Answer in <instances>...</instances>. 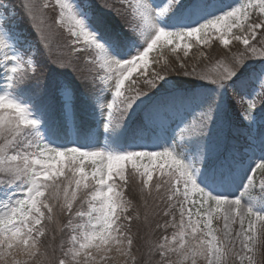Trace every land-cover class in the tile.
Here are the masks:
<instances>
[{
    "label": "snow or ice",
    "instance_id": "6c2138e0",
    "mask_svg": "<svg viewBox=\"0 0 264 264\" xmlns=\"http://www.w3.org/2000/svg\"><path fill=\"white\" fill-rule=\"evenodd\" d=\"M101 6L124 19L122 30L79 0H0V264H264V127L257 145L226 118L230 90L245 127L264 107V0ZM61 30L72 38L67 58L53 48ZM213 40L244 48L207 71L163 56ZM81 51L93 53L88 69L71 56ZM41 54L80 86L56 81L46 106ZM170 120L178 131L162 140ZM129 168L143 214L126 195ZM142 228L161 235L138 261Z\"/></svg>",
    "mask_w": 264,
    "mask_h": 264
},
{
    "label": "trees",
    "instance_id": "16d2710c",
    "mask_svg": "<svg viewBox=\"0 0 264 264\" xmlns=\"http://www.w3.org/2000/svg\"><path fill=\"white\" fill-rule=\"evenodd\" d=\"M87 1H89L92 4L93 11L95 12L96 16L100 20L103 21L104 25H106L107 27H109L113 30H117V31L123 29V25H124L125 21L121 16L117 15L114 10L109 11L108 8H105V7H102L101 5H98V3H97L98 0H87ZM13 2L16 3L14 0H13ZM99 2H101V1H99ZM118 2H119V0H109V3L108 2L107 3L109 5L115 4L116 8H122L123 6L119 5ZM101 3H103V0ZM106 10H107V13L109 12L108 14L105 13ZM103 13H104V15H103ZM47 14H50V16L52 17V15H54V11L49 10ZM255 18H256V14L253 15L252 19H255ZM63 39H67V37H64ZM261 39H262V37L260 35H258L257 40L253 41L252 43L256 44V46L259 48V46H260L259 41ZM243 48H244V45H242V43L237 42V41H234L233 44L230 45L228 49L220 46L218 42L212 41V43H210L209 45H206V46L194 45V47L189 51V55L187 57H184L182 50H179L177 53L173 54L171 52L170 48L164 49L163 56L170 63L175 62L177 67H178L179 62H176L175 58L178 55L181 58V60H183L187 63V65L189 66V69H191V67H196L198 71H207V70L212 69L213 67H216L218 62L223 61L225 57H228L230 55L229 50H231V52L234 53V52L243 50ZM62 49L64 50L63 52H66L67 54L70 51L69 48L64 47V44L62 46ZM72 53H74V52H71V54ZM152 55L155 57V56H157V53H153ZM71 56L74 59H75V57H78V58L80 57V59H78L77 61H79L80 64L83 63V61H81V54L71 55ZM37 59H38V63H39L38 78L42 81L44 87L46 88V85L48 83L47 81L52 76L50 66H49L47 60L44 58L43 54H41V56L37 57ZM161 63H163V61H161ZM168 78L173 80V81H176V80L184 81V80L189 79L188 77H184L183 75L178 74L176 72L169 73ZM231 94H235V93H233L230 90L229 96ZM229 98H231V97H229ZM234 110L232 112L227 110V112H228L226 114L227 120L230 122V124L233 126L234 129H239V131L242 132L244 136H247V135L249 136L250 129L244 127L241 124L239 114L237 112H234ZM255 178H256L257 183L259 184V181L261 179L260 172L256 173ZM138 194H141L140 185L137 184L133 175L131 174V171H129V184H128V188L126 190V195L129 199L132 200L134 206L140 208V211L143 214V211H144L143 201L141 200V195L139 196ZM78 206H79V202L77 203V205H74V210ZM64 218H65V221H64ZM151 219H152V217H150V220ZM59 220H60V224L63 225L64 223L67 222V215H61L59 217ZM51 225H53V224H51ZM169 231H171V230H169ZM52 232H53V230H52ZM56 235H57L56 237H58L59 239L55 238L53 245L58 246L61 239H64L65 241L67 240L68 231H67V229H65L62 233L57 231ZM140 235L143 236L144 239H137L133 245V252L137 256L138 261L143 257V254L146 251L145 241L146 240H155V239L159 238L161 233L158 230L146 232V230L142 228ZM51 236H52V234L49 235V231H48L45 234V236L42 238L43 244L45 246H47L48 243L52 242ZM57 254H59V253H57ZM155 259H158V257H156ZM257 259L259 260L260 257L258 256ZM113 263L115 264L114 261H113Z\"/></svg>",
    "mask_w": 264,
    "mask_h": 264
},
{
    "label": "rangeland",
    "instance_id": "374dc122",
    "mask_svg": "<svg viewBox=\"0 0 264 264\" xmlns=\"http://www.w3.org/2000/svg\"><path fill=\"white\" fill-rule=\"evenodd\" d=\"M17 4L19 3V0H14ZM102 0H98L97 3L98 5H102L103 3H105V0H103V3L99 2ZM79 2L81 3H87V4H90L92 6V4L87 1V0H79ZM106 2L109 3V0H106ZM208 3L210 4H217L219 2V0H207ZM235 0H223V3L224 4H232L234 3ZM107 3V4H108ZM114 3V2H113ZM119 5L123 6L122 8H119L122 12H130V9L128 8V3H129V0H119ZM154 3L157 4L158 6L159 5H162L164 3V0H154ZM109 5V4H108ZM111 11V10H109ZM105 13H107V10L105 11ZM109 13V12H108ZM107 13V14H108ZM49 17L50 14H47ZM54 15H55V12H54ZM52 15V17L54 16ZM104 15V13H103ZM21 28L22 30L25 32V34H29L30 33V29L28 27V23L27 21L25 20L24 23L21 25ZM64 37H67V39H63ZM33 42H35V35L33 34L31 37H30ZM63 39V40H62ZM72 38L67 34V32L65 30H61L60 32H58L54 38H53V48L54 50H59L61 53L64 54L65 58H67V53L66 52H63L64 50L62 49V46L63 44L65 45L67 41L71 40ZM213 41H216L219 43L218 40H213ZM241 43V42H240ZM220 46L224 47L223 45L219 44ZM243 45V44H242ZM76 47H83V45H78ZM67 51V50H66ZM81 54V61H83L82 64H80L79 61H77L78 59H80V57H75V62H76V66L78 68H83V69H88L91 67V65L88 63L89 60L92 59L93 57V53L91 51H81V52H74L72 53L71 55H79ZM48 62V61H47ZM49 64V63H48ZM50 66V70H51V77L48 79V83L46 85V90H47V93H48V96L47 98H45L43 101H38V102H41L42 104H44L45 106L50 103V97L52 95V92H53V86L55 84L56 81H65V80H72V82L74 84L77 85V87L79 88V84L78 82L75 80V76L74 74H72L70 71H67L65 73H61L59 72L58 70H55L54 69V66L49 64ZM81 75H86L87 72H81L80 73ZM102 74V73H101ZM0 84H2V80H0ZM235 94H231L229 97V106H228V111L232 112L234 110V106H236L237 104L234 102V100L232 99V97L234 96ZM232 99V100H231ZM233 105V107L231 106ZM235 111L237 113H241V110L237 111V109H235ZM228 113V112H227ZM80 115L83 117V119L85 120V122L88 121V117L84 114L83 112V109H82V106H81V111H80ZM241 124L245 127L246 124H249L248 121H240ZM179 123L178 120H170L167 122V124H165L161 130H160V136L163 139H170L173 134L178 131L177 129V124ZM262 127H264V107L258 105V110L254 113V123H251L250 124V130L251 132H256V138L254 137V143H256L258 145L259 143V139H260V133H261V130H262ZM247 128V127H246ZM252 137H250L251 139ZM146 143L149 144V146H151V144L153 143L152 141H146ZM257 155H259V151H258V148H257ZM129 171H131V169L129 168ZM135 181L137 182V184H139L138 182V179L133 176ZM153 184L156 183V178L154 177V180L152 182ZM258 183H257V189H258ZM241 191H243V189H241ZM239 194V193H237ZM139 196L141 194H138ZM156 196V192H155V189H153V197ZM148 202L149 204H151L153 202L152 198H148ZM64 221H65V218H64ZM57 228V225L56 224H53V225H48V229H49V235L52 234V230H56ZM57 233V232H56ZM58 235V234H57ZM56 235V236H57ZM57 239H59L58 237H55ZM48 242V241H47ZM49 244V243H48ZM55 246V245H54ZM50 251V250H49ZM108 264H114L113 261H109ZM199 264V262H198Z\"/></svg>",
    "mask_w": 264,
    "mask_h": 264
}]
</instances>
